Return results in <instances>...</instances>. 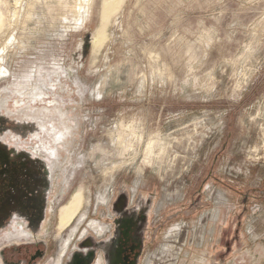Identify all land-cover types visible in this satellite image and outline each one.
<instances>
[{"label":"rangeland","instance_id":"1","mask_svg":"<svg viewBox=\"0 0 264 264\" xmlns=\"http://www.w3.org/2000/svg\"><path fill=\"white\" fill-rule=\"evenodd\" d=\"M11 2L0 264L100 254L141 208L138 264H264V0ZM25 207L42 211L34 231Z\"/></svg>","mask_w":264,"mask_h":264},{"label":"flooded vegetation","instance_id":"2","mask_svg":"<svg viewBox=\"0 0 264 264\" xmlns=\"http://www.w3.org/2000/svg\"><path fill=\"white\" fill-rule=\"evenodd\" d=\"M73 199V202L77 203L78 205L77 198L75 199L73 197ZM116 202V207L122 208L124 206H128L126 205L124 198L122 200L119 199V201L117 199ZM70 205H68L61 211L59 226L62 229L70 224L71 218L77 211L78 206L76 205V208L73 210L74 212L66 221V212L69 209ZM22 212L24 214L26 226L33 231L37 229L39 226V222L42 219V211L40 207H37V209L33 210L32 208L25 207ZM16 217L20 218V216ZM144 220L145 212L143 208L139 209L138 212H128L127 209H125L121 212L120 215H116L113 218L114 226L108 238V246L104 252L98 254L96 249L94 248H89L85 251H75L67 264H93L94 261L101 262V264H138L142 253V227L144 224ZM3 222V218H0V227ZM91 223L96 226V229L91 226ZM91 223L90 226L94 230H96L97 232L102 231V227H100L98 224H96L95 222ZM21 234L22 232L21 230H19L18 235L20 236ZM67 240L68 239L62 240L61 250L59 252L60 255L64 253L62 245H65ZM39 256H41V253L37 251L36 255H30V260H34ZM11 264L18 263L12 262Z\"/></svg>","mask_w":264,"mask_h":264},{"label":"bare ground","instance_id":"3","mask_svg":"<svg viewBox=\"0 0 264 264\" xmlns=\"http://www.w3.org/2000/svg\"><path fill=\"white\" fill-rule=\"evenodd\" d=\"M17 1L18 0H12V5L14 6V8H15V5L17 4ZM105 7V6H104ZM5 24V20H4V18L3 17H1V14H0V30L4 27L3 25ZM97 43V42H96ZM100 43V42H99ZM264 133V132H263ZM104 187V186H103ZM76 205H77V203H75V202H73L71 205H70V207H69V209L67 210V212H66V217H65V220L67 221L68 220V218L70 217V215L74 212L73 210L76 208ZM91 226L94 228V229H96V226L95 225H93V223H91Z\"/></svg>","mask_w":264,"mask_h":264}]
</instances>
